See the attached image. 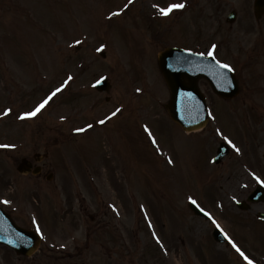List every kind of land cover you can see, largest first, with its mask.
I'll list each match as a JSON object with an SVG mask.
<instances>
[{"label": "rangeland", "instance_id": "rangeland-1", "mask_svg": "<svg viewBox=\"0 0 264 264\" xmlns=\"http://www.w3.org/2000/svg\"><path fill=\"white\" fill-rule=\"evenodd\" d=\"M180 3L185 7L160 11ZM252 6V0H0V163L4 156L5 168L14 163L3 146L27 152L18 141L34 148L28 151L51 141L71 161L78 181L64 173L63 190L73 202L63 220L72 231L66 237L56 231L54 242L65 251L87 246L79 264H264V223L255 221L264 202L248 212L236 206L264 184V33ZM232 9L234 23L226 20ZM238 38L233 48L226 43L229 52L223 49ZM177 43L215 52L242 84L243 94L227 102L201 80L211 119L193 133L164 109L169 91L157 56ZM248 61L256 73L246 83L240 64ZM100 77L111 83L103 93L94 89ZM41 104L35 116H25ZM221 141L230 152L216 165ZM191 200L209 220L189 209ZM214 224L230 244L213 240Z\"/></svg>", "mask_w": 264, "mask_h": 264}, {"label": "flooded vegetation", "instance_id": "flooded-vegetation-1", "mask_svg": "<svg viewBox=\"0 0 264 264\" xmlns=\"http://www.w3.org/2000/svg\"><path fill=\"white\" fill-rule=\"evenodd\" d=\"M261 19L258 20V23ZM51 142H44L42 148L24 147L27 152L15 157L12 168L7 169L12 173V177L5 170V163L0 167V208L12 217L19 226L35 229L39 232L46 233L56 226V220L66 218L68 197L65 196V208L58 212H51V207L55 203V197L58 184L66 180L63 169L58 164L57 150L52 148ZM23 149V148H22ZM5 151V150H4ZM43 153V156L37 154ZM5 160V156H4ZM25 160L26 173L17 172L20 163ZM6 185V187H5ZM13 186L14 194H8L6 189ZM41 192L48 193L45 198L40 196ZM42 195V194H41ZM40 197V198H39ZM7 201V203L5 202ZM60 214V216H59ZM3 242H0V264H55V259L64 260L66 257L74 256L70 253H64L63 250L54 253L53 246H41L33 255H20L16 251L5 247V218L3 219Z\"/></svg>", "mask_w": 264, "mask_h": 264}, {"label": "water", "instance_id": "water-1", "mask_svg": "<svg viewBox=\"0 0 264 264\" xmlns=\"http://www.w3.org/2000/svg\"><path fill=\"white\" fill-rule=\"evenodd\" d=\"M234 18L235 12L229 16V19ZM159 65L172 93V99L166 107L171 117L185 129L202 127L208 119L205 100L198 87L199 78L208 79L213 89L223 97H233L238 92L237 81L231 70L214 62L212 58L173 49L160 54ZM103 82L107 85L106 81L100 83ZM252 197L250 199H254ZM260 216L264 217V214ZM5 228L8 230L5 232V241L20 248L10 240V230L17 229L10 223L5 224Z\"/></svg>", "mask_w": 264, "mask_h": 264}, {"label": "snow or ice", "instance_id": "snow-or-ice-1", "mask_svg": "<svg viewBox=\"0 0 264 264\" xmlns=\"http://www.w3.org/2000/svg\"><path fill=\"white\" fill-rule=\"evenodd\" d=\"M183 7H185V5L182 4V3H180V4H172V5H170L168 8L160 9V11H161L163 14L167 15V14H169L173 9L183 8ZM76 43H80V41H76ZM223 67L228 68V67H230V65L224 64ZM60 90H61V89L58 88V89H56V92H59ZM53 95H55V93H53ZM45 103H47V101H45ZM43 107H44V105L41 104L40 107L37 108L34 112H28V113H25V116H35L36 113L40 111V108H43ZM9 111H11V110L9 109ZM118 111H119V109H117V112H118ZM112 115L114 116V115H116V113L114 112V113H112ZM100 123H104V121H100ZM89 127H91V125H89ZM76 131H78V132H83V131H85V129H83V128H78V129H76ZM237 151H239V149H237ZM262 182H264V181H262ZM5 202L7 203V201H5ZM209 215H210V214H209Z\"/></svg>", "mask_w": 264, "mask_h": 264}]
</instances>
